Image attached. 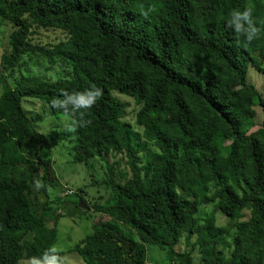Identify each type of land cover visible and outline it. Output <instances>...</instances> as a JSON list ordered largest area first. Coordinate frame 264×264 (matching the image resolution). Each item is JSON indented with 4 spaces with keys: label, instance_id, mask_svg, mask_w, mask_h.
Instances as JSON below:
<instances>
[{
    "label": "trees",
    "instance_id": "1",
    "mask_svg": "<svg viewBox=\"0 0 264 264\" xmlns=\"http://www.w3.org/2000/svg\"><path fill=\"white\" fill-rule=\"evenodd\" d=\"M246 9L261 29L252 42L227 26ZM0 20L11 27L0 57V264L51 256L63 203L48 159L55 138L34 128L42 117H28L24 98L66 102L77 130L58 139L72 163L127 158L123 183L112 167L97 183L111 199L71 202L105 218L72 249L86 264H150L148 246L166 264H264V125L255 121L264 99L248 81L249 67L264 74V0H0ZM35 29L62 37L34 44ZM34 57L66 65L68 76L11 84L9 72ZM93 86L100 98L71 115L68 97ZM115 94L138 106L134 125Z\"/></svg>",
    "mask_w": 264,
    "mask_h": 264
},
{
    "label": "rangeland",
    "instance_id": "2",
    "mask_svg": "<svg viewBox=\"0 0 264 264\" xmlns=\"http://www.w3.org/2000/svg\"><path fill=\"white\" fill-rule=\"evenodd\" d=\"M137 7L136 9L142 12L138 3ZM10 31V25L0 20V57L4 52L8 51V36ZM61 37L58 31L44 29L37 31L35 29L31 39L34 44L44 46L57 43ZM24 61L25 65L9 72L8 77L11 84H15L22 77L54 81L58 78L67 77L70 71L64 64L58 63L56 66H50L41 57H34L31 61ZM248 81L258 89L264 99V74L258 73L252 67H249ZM115 96L121 101L128 103L125 119L134 125V115L138 106L131 98L120 97L116 94ZM21 102L28 117H42L41 122L34 123V128L41 133H50L55 138L50 143L52 155L50 154V158L48 159L53 174L60 188H62L58 195L59 197H63V203L56 210L60 217L56 222V243L51 247V256L48 257L49 261L51 264H86L81 256L72 252V249L92 232V227L95 224L104 221L105 218L91 211L83 213L80 210L81 208L79 209L73 205L74 201H79L75 193L78 192L79 188L83 189L81 195H83L86 200L85 202H88L89 205L96 202L102 204L111 199L113 194H111L110 189L103 185L99 186L97 183L103 179H108V167H112L114 180L118 183H123L130 174L127 158L123 153L120 155L106 154L103 156V159H95L89 165L72 163L69 161L68 147L64 148L58 139L67 130L68 120L64 114V110L68 109L62 106V104L52 105V101L43 102L24 98ZM256 110V123L264 125V111H262L260 106H257ZM69 112L71 115H75L74 111L70 110V108ZM148 146L150 149L154 148L152 144ZM94 182L96 183L94 184ZM71 192L72 194H70ZM40 200L43 201L44 198L40 197ZM211 209V207L202 208V216ZM218 218L222 221L220 215ZM153 228L162 242L168 241L166 226L162 218H156ZM231 238L232 233L226 237L221 248L225 257L230 252ZM182 249H184L183 245L181 246ZM193 255L195 262H197L199 260L198 249L194 250ZM147 260L150 264H166L168 262L165 251L153 246L147 247ZM38 262L39 264H46L45 261ZM19 264H33V260L22 259L19 261Z\"/></svg>",
    "mask_w": 264,
    "mask_h": 264
},
{
    "label": "clouds",
    "instance_id": "3",
    "mask_svg": "<svg viewBox=\"0 0 264 264\" xmlns=\"http://www.w3.org/2000/svg\"><path fill=\"white\" fill-rule=\"evenodd\" d=\"M230 19L227 21V26L232 28L238 35H243L248 42H252L259 38L261 29L258 28L252 19L251 12L245 10L243 12L239 10H233L230 13ZM264 23V21H262ZM63 92L62 94H66ZM101 91L93 86L91 91L86 90L83 93H76L68 97V100L75 106L74 113L78 112L80 109H90L96 101L100 98ZM66 102L53 99L52 105L63 104ZM69 132H75L77 130V122L73 120L71 124L67 127ZM46 264H51L49 258L45 256ZM33 264H39V262L33 258Z\"/></svg>",
    "mask_w": 264,
    "mask_h": 264
},
{
    "label": "water",
    "instance_id": "4",
    "mask_svg": "<svg viewBox=\"0 0 264 264\" xmlns=\"http://www.w3.org/2000/svg\"><path fill=\"white\" fill-rule=\"evenodd\" d=\"M78 207L79 208H86V202L82 198H79Z\"/></svg>",
    "mask_w": 264,
    "mask_h": 264
}]
</instances>
